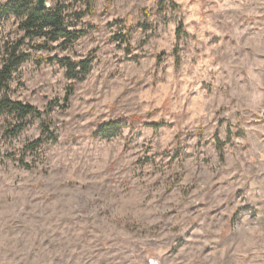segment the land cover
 Instances as JSON below:
<instances>
[{"label":"clouds","instance_id":"obj_1","mask_svg":"<svg viewBox=\"0 0 264 264\" xmlns=\"http://www.w3.org/2000/svg\"><path fill=\"white\" fill-rule=\"evenodd\" d=\"M0 264H264V0H0Z\"/></svg>","mask_w":264,"mask_h":264}]
</instances>
